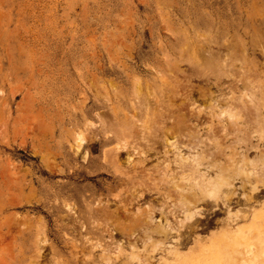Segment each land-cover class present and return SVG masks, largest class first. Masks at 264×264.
I'll return each instance as SVG.
<instances>
[{"label":"rangeland","instance_id":"374dc122","mask_svg":"<svg viewBox=\"0 0 264 264\" xmlns=\"http://www.w3.org/2000/svg\"><path fill=\"white\" fill-rule=\"evenodd\" d=\"M263 227L264 0H0V264H172Z\"/></svg>","mask_w":264,"mask_h":264},{"label":"bare ground","instance_id":"6f19581e","mask_svg":"<svg viewBox=\"0 0 264 264\" xmlns=\"http://www.w3.org/2000/svg\"><path fill=\"white\" fill-rule=\"evenodd\" d=\"M81 140L82 137L79 136L77 138V147L80 145ZM232 239L227 248L216 245L210 248L207 254L195 257L188 256L190 258L178 257L172 264H264V245L254 250L251 247L252 243L242 242L241 238ZM44 240L42 239V241ZM39 252L40 247L38 246L37 253L39 254Z\"/></svg>","mask_w":264,"mask_h":264}]
</instances>
